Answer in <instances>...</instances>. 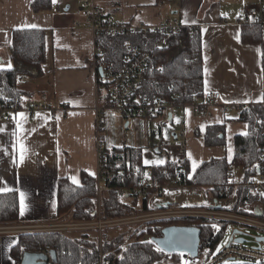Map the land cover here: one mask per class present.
Returning a JSON list of instances; mask_svg holds the SVG:
<instances>
[{"label":"crops","instance_id":"0c3cea01","mask_svg":"<svg viewBox=\"0 0 264 264\" xmlns=\"http://www.w3.org/2000/svg\"><path fill=\"white\" fill-rule=\"evenodd\" d=\"M254 1L257 0H249L248 4ZM34 2L0 0V68L12 66L10 48L15 30L43 29L47 31L48 44L45 77L40 80L24 77L21 83V87L35 97L13 118H0V193L17 192L20 197L23 193L27 205L21 215V225L17 226H52L66 220L57 215V182L69 179L79 186L83 172L97 179L98 140L106 150L134 148L144 152L151 147L164 154L168 161L178 163L179 143L185 142L189 177L212 159L226 158L232 162L236 136L248 132L242 112L264 100L262 46L244 44L241 37L240 20L250 8L240 6L235 15L232 13V0H53V4L59 5V10L52 6L49 11L37 14L32 8ZM87 2H95L118 23L159 26L175 20L184 27L197 29L202 35L204 91L219 92L222 100L211 106L209 115L205 117L199 116L191 104L175 105L168 123L169 129L172 128L169 139H165L164 129L157 130L163 135L157 144L154 142L156 132L152 128L156 122L125 121L112 114L99 136L96 109L100 98L94 57L98 38L82 14ZM41 101H46L49 109L40 112L28 110L30 102ZM111 117L120 118L121 127L126 131L131 127L138 128L139 131H135L137 138L133 135L120 146L105 141L104 134ZM113 124L119 126L115 121ZM211 127L223 128V145H206V134ZM182 133L185 137L181 136ZM21 144L26 148L22 162ZM158 144H164L165 150L155 149ZM238 170L242 171L244 180L242 169L232 171L239 185L242 180L237 179ZM159 187L162 192H172V189L178 190L182 186L156 184L150 190H157L161 196ZM158 195L153 200L158 199ZM2 229L6 228H0V264H20L14 260L12 250L23 232Z\"/></svg>","mask_w":264,"mask_h":264},{"label":"trees","instance_id":"16d2710c","mask_svg":"<svg viewBox=\"0 0 264 264\" xmlns=\"http://www.w3.org/2000/svg\"><path fill=\"white\" fill-rule=\"evenodd\" d=\"M168 2L174 0H157ZM53 0H35L34 13L49 11ZM242 42L260 44L263 49L264 33L255 25H242ZM97 45L105 51L97 60V76L102 77L99 68L112 66L121 70L123 60L128 55V47L138 46L144 55L153 58L144 92L151 93L169 104H192L195 97L204 96V63L202 53V35L195 28L182 27L173 36L162 33H140L127 35H100ZM164 39L170 42V49L160 48ZM12 66L0 68V114L15 108L24 109L34 94L21 87L24 77L35 80L43 79L48 63L47 31L43 29H19L13 32L10 48ZM163 70L159 71V66ZM46 95L43 94V97ZM177 96V99L174 97ZM264 108L261 104L251 105L242 112V120L248 124V132L235 138V155L232 162L226 158L212 159L203 163L192 177L190 167L186 164L168 161L166 164L153 165L148 173L143 166V151L134 148H117L106 150L105 163L113 173L136 171L131 178H114L112 191L104 193L101 198L102 219L104 221L133 218L140 213L155 211L152 201L157 190H149L144 199L134 198L127 202L119 199L116 188L136 186L140 180L150 178L153 185H179L190 189H206L209 200L228 201L234 196L238 202L231 213L241 216L250 215L249 207H259L264 221V195L256 194L252 181L264 171V126L261 119ZM8 119V115L4 117ZM224 133L221 127H211L206 134V145H223ZM235 165L244 172V180L238 185L233 178L230 166ZM185 175L180 177L181 170ZM58 218L70 216L72 222H95L98 215V181L96 177L83 172L82 184L75 185L69 179L57 182ZM255 215V214H253ZM204 218L170 219L146 223L134 231H128L116 238L107 236L92 239L88 232H35L22 233L12 250L16 263H21L25 253H48L55 251L57 262L53 264H94L103 255L113 261L127 242L131 243L120 264H155L161 261L163 254L148 242L145 237L154 239L162 236L164 228L175 225L194 226L202 230L201 246L215 248L225 235L230 222H217ZM216 223V222H215ZM21 225V197L17 192L0 193V227ZM132 229V228H131ZM133 241V243H132Z\"/></svg>","mask_w":264,"mask_h":264},{"label":"built area","instance_id":"2783aa9c","mask_svg":"<svg viewBox=\"0 0 264 264\" xmlns=\"http://www.w3.org/2000/svg\"><path fill=\"white\" fill-rule=\"evenodd\" d=\"M54 10H59L60 7L58 4H53ZM82 14L86 20V23L92 29L96 37L100 35H127V34H140V33H162L167 36L176 35L181 28L182 24L175 20H168L167 22L159 26H146V25H130L126 23H118L114 17L108 15L101 7L97 6L95 2H87L83 9ZM242 25H255L261 29L264 33V0H259V4L251 7L248 11L244 12L242 19L240 20ZM160 48L170 49V42L168 39H164ZM105 51L101 46H96L95 50V61L100 56L104 55ZM153 58L150 55L142 54L138 46L128 47V55L123 60V66L121 70L115 71L112 66H108L104 69V76L102 77V82L98 80V92L100 102L97 106V130L99 136L104 125L107 122L108 116L110 114L116 115L122 118L125 121L129 120H150L158 124L160 129L164 128V125L169 123L170 113L173 107H176L173 104H169L159 97H154L151 93L144 92L148 82V76L152 68ZM163 70V66H159V71ZM177 99V96L174 97ZM222 100V95L219 92H205L203 97H195L191 106L195 109L196 113L199 116H208L210 112V107L218 104ZM264 108V100L261 103ZM183 106V105H178ZM49 109V104L46 101L41 102H30L28 110L30 112H40L42 110ZM21 109L15 108L11 110H6L0 114V117H4V114L8 115V119L13 118V116L20 112ZM261 124L264 126V117L261 119ZM182 137H185V133H182ZM166 146L164 144H158L156 149L158 151H164ZM179 157L180 164H186L188 162L187 155V144L185 142L179 143ZM97 155H98V215L99 219L95 222H68L60 223L52 226H34L29 227L26 230H21L22 232H36V231H49V232H80V231H89V230H98L102 233L103 229L109 228L115 224H122L124 222H129L134 218L119 219L104 221L102 219V210H101V198L104 193L112 191L111 182L114 178L119 177L120 179L131 178L136 171H131L126 173L120 171L119 173L111 172L106 163V147L104 144L98 140L97 145ZM231 170H237L235 165L230 166ZM185 175V171L181 170L180 177ZM243 181V180H242ZM251 186L253 187L256 194L264 195V171L261 176L255 178ZM153 188L152 181L149 179L140 180L136 186L131 188L121 187L116 188L118 197L121 201L127 202L130 199L139 198L144 199L147 197L148 191ZM162 192V188H158ZM183 193H188L186 188L180 187ZM185 189L186 191H184ZM201 194V193H190ZM178 193L166 192L163 191L161 196L155 201V205L159 209H167L164 214V218L167 219H178V218H204L212 220L226 221L233 224L245 225L248 227L257 228L260 231L264 232V221L260 218H257L255 215V208L248 210L250 215L241 216L236 214H228L218 210V206L221 205L223 209L234 208L238 202L237 197L234 201H216L210 200L206 204H198L195 200H188L189 204H181L179 201L175 200V196ZM205 198V194H201ZM172 199V200H170ZM192 201V202H191ZM167 203H170L168 207H165ZM196 203L199 206H206L208 210L204 211H191L185 210L189 209L188 205H193ZM224 203V204H222ZM173 205H181L184 207V210L177 211H168L169 208ZM193 207V206H192ZM23 229V228H22ZM6 230V229H2ZM12 231V230H6ZM14 232V231H12ZM101 235V234H100ZM153 244L157 250L164 254L166 257L165 264H229L231 261L240 259L245 260L251 263L264 264V249L263 244L261 243L262 248L259 250L255 248H248L244 244H237L231 242L229 247H226L218 255H213L212 247L201 246L199 254L197 257H194L188 252H179V253H166L162 251L153 239L147 241L142 240V242H149ZM128 246H123L121 251L115 257L113 261L107 259L102 251L100 255V260L94 264H120L124 260L125 252L128 249ZM100 247L102 250V239L100 240ZM47 254H50L48 252Z\"/></svg>","mask_w":264,"mask_h":264},{"label":"rangeland","instance_id":"374dc122","mask_svg":"<svg viewBox=\"0 0 264 264\" xmlns=\"http://www.w3.org/2000/svg\"><path fill=\"white\" fill-rule=\"evenodd\" d=\"M249 0H232V13L233 14H237V9L240 6L245 5V9L251 8L252 6H256L259 4V0L252 2L251 4H248ZM238 17V16H237ZM264 75V73H263ZM21 83H23V81H21ZM40 94V93H39ZM175 112V109H174ZM116 122L119 126H115V124H113V122ZM109 127L108 130L106 131V133L104 134V139L105 141H110L112 143H115V145L120 146L123 142L127 143V139H129L131 136H133L134 138H137V134L135 133V131H139L138 128H133L131 127V129L129 131H126V128L121 127L122 121L120 118L118 117H111L109 119ZM113 125L114 127H112V129L110 130V126ZM152 128L154 129L155 133V138H154V142L159 143L161 137L163 136L162 133L158 132L157 130L161 129L157 126L156 123L152 124ZM158 128V129H157ZM156 129V130H155ZM164 137L166 140H168L169 138V134H170V128L169 129V124L168 125H164ZM156 149V147H155ZM144 156H143V166L145 167L146 171L149 173L151 171V167H153V165H162L165 164L168 160L167 157L164 154H159L157 153L153 148L148 147L146 149H144L143 152ZM145 161H150V163L146 164ZM237 175V179L239 181L242 180L241 177H243V173L241 170H238L236 172ZM184 191L187 190V194H190L192 191L193 193H201V194H205L206 197L199 199L202 200L203 202H207L209 203V199L207 198V195L209 194L207 192V188L206 189H190L187 188L186 190L183 189ZM172 191H174V193H178V194H182L183 191L182 189H172ZM162 193V192H161ZM158 195V194H157ZM159 196V195H158ZM197 198V197H194ZM157 199V198H156ZM155 200L152 201V206L154 207L155 211L152 213H140L138 215H136L135 217H133L134 219L130 220L129 222H124L122 224H115L113 226H110L109 228H105L103 229L102 233H100L98 230H89L86 231L90 234L92 239H104L105 236H107L110 239L116 238L119 235L125 234L128 231H134L136 228L138 227H144L146 223L149 222H155V221H168L170 219L164 218L165 215H161L164 214V212L167 211V209H159V207L157 208V206L155 205ZM233 199V198H232ZM230 199V200H232ZM230 200H228L230 202ZM189 204V203H187ZM206 204V203H204ZM224 204V203H222ZM193 206V207H192ZM189 209H185V210H191V211H204V210H208V208L206 206H199L196 203H193V205H188ZM184 207H182L181 205H173L169 208L168 211H177V210H184ZM232 208H226V209H218L221 210L222 212L228 213L230 214L231 212L229 210H231ZM249 210L251 209L248 208ZM247 209V211H248ZM233 214V213H231ZM64 218H66L65 221H63V223H68L69 221H71L70 216H65ZM190 218V217H188ZM183 220V218H181ZM187 219V218H184ZM212 220V219H209ZM215 221L211 226H216L217 222H226V221H220V220H212ZM177 226H183V225H177ZM1 228V227H0ZM6 228V230H12V231H20V230H26L27 227H20V226H9V227H3ZM23 228V229H22ZM132 228V229H131ZM234 230H239L243 233L242 236L237 235L236 237H243L244 239H246L248 242L245 243L244 245L248 248H255L257 246L256 243V238H264V232L260 231L257 228H253V227H248L245 225H239V224H229L228 225V229L225 233V235L222 237V239L220 240V242L217 244V246L215 248H213V255H218L219 253H221L227 246V244H229L231 236L234 232ZM25 233V232H23ZM101 234V235H100ZM144 241L149 240V237H145L143 239ZM133 243V241H132ZM131 243L127 242V244H125L124 246L130 245ZM263 249H264V244H263ZM162 254V253H161ZM166 257L163 254V257L161 259V261L156 262L155 264H165L166 262ZM229 264H257V263H251L245 260H240V259H236L231 261Z\"/></svg>","mask_w":264,"mask_h":264},{"label":"water","instance_id":"95a60500","mask_svg":"<svg viewBox=\"0 0 264 264\" xmlns=\"http://www.w3.org/2000/svg\"><path fill=\"white\" fill-rule=\"evenodd\" d=\"M99 72L101 76H104V68L100 67ZM218 201V200H216ZM170 203H167L165 207H168ZM221 205L218 206V209H221ZM255 216L261 218L263 212L260 208L257 207L255 211ZM201 234L202 230L194 226H169L163 229L162 236L154 238L153 241L156 245L164 252L172 254L179 252H188L194 257H197L199 254L201 246ZM237 235L242 236L243 233L239 230H234L229 244L226 247H229L231 242L237 244H245L248 241L243 237H236ZM256 243L258 246L257 249H261V243H264V238H256ZM57 262V254L55 251L47 253H25L20 264H53Z\"/></svg>","mask_w":264,"mask_h":264},{"label":"bare ground","instance_id":"6f19581e","mask_svg":"<svg viewBox=\"0 0 264 264\" xmlns=\"http://www.w3.org/2000/svg\"><path fill=\"white\" fill-rule=\"evenodd\" d=\"M194 197H197V198H194ZM202 197L203 196L201 194L191 195V194H187V193H182V194H178L177 196H175V200L179 201L181 204L188 203V200H195L196 203H198V204H204V203H206L205 201L203 202L202 200H199V199H202ZM170 200H172V199H170Z\"/></svg>","mask_w":264,"mask_h":264},{"label":"snow or ice","instance_id":"6c2138e0","mask_svg":"<svg viewBox=\"0 0 264 264\" xmlns=\"http://www.w3.org/2000/svg\"><path fill=\"white\" fill-rule=\"evenodd\" d=\"M30 27H36L35 25H31ZM10 67V65H9ZM26 151V148L23 144L20 145V160L21 162L23 161L24 158V152ZM146 164L150 163V161H145ZM196 164L195 162H193V168L195 169ZM73 182L77 183V181L75 180V178H73ZM27 205L24 203V194L21 193V215L24 214V211L26 209ZM148 243H151V241H149Z\"/></svg>","mask_w":264,"mask_h":264}]
</instances>
